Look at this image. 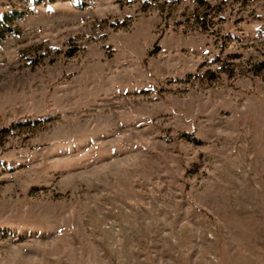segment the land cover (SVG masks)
Returning a JSON list of instances; mask_svg holds the SVG:
<instances>
[{
	"label": "rangeland",
	"instance_id": "1",
	"mask_svg": "<svg viewBox=\"0 0 264 264\" xmlns=\"http://www.w3.org/2000/svg\"><path fill=\"white\" fill-rule=\"evenodd\" d=\"M0 264H264V0H0Z\"/></svg>",
	"mask_w": 264,
	"mask_h": 264
}]
</instances>
